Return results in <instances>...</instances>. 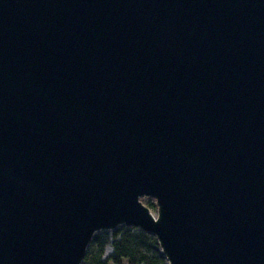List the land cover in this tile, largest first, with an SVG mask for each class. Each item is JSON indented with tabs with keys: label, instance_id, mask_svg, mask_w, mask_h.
<instances>
[{
	"label": "water",
	"instance_id": "95a60500",
	"mask_svg": "<svg viewBox=\"0 0 264 264\" xmlns=\"http://www.w3.org/2000/svg\"><path fill=\"white\" fill-rule=\"evenodd\" d=\"M119 226L264 264V0H0V264Z\"/></svg>",
	"mask_w": 264,
	"mask_h": 264
},
{
	"label": "trees",
	"instance_id": "16d2710c",
	"mask_svg": "<svg viewBox=\"0 0 264 264\" xmlns=\"http://www.w3.org/2000/svg\"><path fill=\"white\" fill-rule=\"evenodd\" d=\"M157 210L155 203L148 205ZM106 235H94L82 264H168L166 258L156 248L160 247L156 238L143 230L137 233L125 231L115 233L112 242L113 253L104 258Z\"/></svg>",
	"mask_w": 264,
	"mask_h": 264
},
{
	"label": "rangeland",
	"instance_id": "374dc122",
	"mask_svg": "<svg viewBox=\"0 0 264 264\" xmlns=\"http://www.w3.org/2000/svg\"><path fill=\"white\" fill-rule=\"evenodd\" d=\"M143 203H145L146 205H150L151 203L154 202V199L153 198H143L142 199ZM155 203V202H154ZM152 212L157 215V210L155 209H151ZM139 228L137 227H134V226H119L115 229H112V230H100V231H97L95 233V235H106L107 238H108V242L107 244L105 245V249H104V258H108L112 253H113V246H112V242L114 240V234L119 232V233H123L125 231H131L132 233H137L139 232ZM161 254V248L160 247H157L156 248ZM109 264H114L113 262H110L109 261Z\"/></svg>",
	"mask_w": 264,
	"mask_h": 264
}]
</instances>
